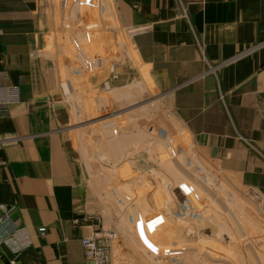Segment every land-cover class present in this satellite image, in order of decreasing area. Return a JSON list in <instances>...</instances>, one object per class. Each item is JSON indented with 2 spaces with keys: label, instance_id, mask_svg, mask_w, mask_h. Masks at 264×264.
Listing matches in <instances>:
<instances>
[{
  "label": "crops",
  "instance_id": "1",
  "mask_svg": "<svg viewBox=\"0 0 264 264\" xmlns=\"http://www.w3.org/2000/svg\"><path fill=\"white\" fill-rule=\"evenodd\" d=\"M119 1L144 77L166 92L163 104L192 153L264 198V0ZM56 6L0 0V85L20 91L0 113V206L10 210L0 235L16 226L33 239L19 255L0 244V264H86L81 239L98 217L112 242L110 264H136L138 247L119 228L118 213L107 211L69 128L87 112L85 71L59 56Z\"/></svg>",
  "mask_w": 264,
  "mask_h": 264
},
{
  "label": "rangeland",
  "instance_id": "2",
  "mask_svg": "<svg viewBox=\"0 0 264 264\" xmlns=\"http://www.w3.org/2000/svg\"><path fill=\"white\" fill-rule=\"evenodd\" d=\"M118 2L56 0L55 34L62 61L67 59L72 71L76 67L85 71V76L81 74L85 86L82 83L80 86L84 87V96L80 97L84 99L81 105L86 102L87 112L81 110L80 120L72 122L69 128L75 130L73 135L84 148L94 179L107 198H104L107 211L118 213L119 228H124L127 238L138 247L136 264H226L224 258L238 257L241 247L248 251L253 264H264V198L253 187L231 184L222 173L209 170L203 158L192 153L191 141L182 124L163 104L166 92L153 90L149 79L144 77L142 61L121 22L125 14ZM187 11L182 10L184 15ZM95 60L100 68V82L96 86L88 69L95 65ZM71 76L66 79L75 82L76 77ZM101 95L100 111L97 98ZM146 136L165 143L166 150L156 156L160 144H146L143 141ZM112 146L121 151L115 161L110 153ZM131 147L134 153L127 155ZM135 171L137 180L128 186L130 173ZM184 181L198 184V190L192 192L181 184ZM115 184L122 187L126 196H132L130 200L135 203L124 202ZM190 195L197 197L198 211ZM121 200L123 203L118 202ZM155 201H161L160 207L164 205L167 212L178 214L177 226L182 229L177 228L183 233L193 225L205 227L207 220L212 224V232L200 227L198 245L193 243L191 252L155 254L158 246H146L140 238V223L150 221L156 231L161 226L175 228L173 223L157 224ZM148 210L151 217L146 216ZM214 238L217 241H212ZM181 243L179 248L186 244Z\"/></svg>",
  "mask_w": 264,
  "mask_h": 264
},
{
  "label": "water",
  "instance_id": "3",
  "mask_svg": "<svg viewBox=\"0 0 264 264\" xmlns=\"http://www.w3.org/2000/svg\"><path fill=\"white\" fill-rule=\"evenodd\" d=\"M97 29V27L95 28ZM89 69V74L90 76L92 75V80H94L95 82V86L96 83L100 82V68H99V63L97 62V60H95V65L94 66H90L88 67ZM100 94V93H99ZM98 104L100 106V111H101V107H102V95L99 96L97 98ZM113 138V136H111V139ZM135 141V137L131 138V142L134 143ZM143 141L148 145H154V144H160L156 151H155V155H159L161 153V151H165L166 148L164 147L165 143H162L161 141L156 142L157 140L155 139H151L149 136L143 139ZM113 145V143H112ZM113 147V148H112ZM111 147V155H112V159L113 161L116 160V158L118 157V155L121 153V151H119V149L115 148L114 146ZM167 152V151H166ZM134 153V147H131L130 151L127 152V155L133 154ZM124 162V161H123ZM120 164V163H119ZM129 165V163H128ZM116 168L117 165L115 164ZM178 169H180L179 166H177ZM134 171V170H133ZM130 176L132 177L131 180L128 181V186H130V183L133 181H136L137 179V174L136 171L135 172H131ZM117 180V179H116ZM115 180V181H116ZM182 185L189 187V189L193 192L198 190V184L194 183L193 181H184L183 183H181ZM122 187L119 186L118 184H115V189L116 191L121 195L120 197L122 198V200L124 202L127 203H135V200H130L132 196L128 197L126 196L125 192L123 189H121ZM129 188V187H128ZM190 191V192H191ZM191 200H194L196 203V210L197 207H199V203H198V199L195 196H191L190 195ZM118 201L120 203H123V201ZM161 201H155L153 204V207L157 209V212L155 214L154 217H156L158 223L160 224L161 222L163 223H173L175 224V228H166V227H160L159 231H156V229L153 227V224L149 221H142L140 223V238L143 239V241L146 243V246L151 247V245L156 244L158 246V248L156 250H154L155 254L160 255V254H166L167 252H178V251H185L187 250L188 252H191L192 249L194 248V245H192L193 243L197 244V241L199 240V236H200V232L198 229L201 227L204 231H208V232H212L210 226H212V224L207 220L206 222H208L207 225H205V227L200 226H196L195 225L191 226V228L189 227V229L186 230L185 233H183L182 231H180L181 225L177 226V222L180 220L179 217L177 216L178 214L175 212H167V208L163 205L162 207H160ZM159 209V210H158ZM198 211V210H197ZM123 215L125 216L126 213L122 212ZM201 213V212H200ZM199 214L195 213V216L198 217ZM147 217H151V210L147 211ZM187 221V220H185ZM203 222V220H201ZM203 225V224H202ZM180 227V230L177 228ZM226 229V228H224ZM185 234V235H184ZM190 236H187V235ZM199 235V236H198ZM202 238V237H201ZM212 241H217L216 238L212 239ZM181 242H185L186 244H184L183 247L179 248V245H181ZM186 245V246H185ZM198 245V244H197ZM191 246V247H190ZM209 248V246H208ZM241 253L239 254L238 257H232V256H226L224 258V261L226 262V264H253L251 262V259L248 255V251L243 247L240 248ZM209 256V255H208ZM211 262V259H210ZM213 262V261H212Z\"/></svg>",
  "mask_w": 264,
  "mask_h": 264
},
{
  "label": "built area",
  "instance_id": "4",
  "mask_svg": "<svg viewBox=\"0 0 264 264\" xmlns=\"http://www.w3.org/2000/svg\"><path fill=\"white\" fill-rule=\"evenodd\" d=\"M20 91L17 86L0 85V113L7 110L10 104L18 102ZM10 210L0 206V223L8 220ZM74 223L78 226H85L86 218H76ZM102 219L91 225L92 231L81 239L86 264H110L112 259V242L110 237L105 235L102 228ZM0 244L8 248L13 254L19 255L32 247L33 239L27 228L12 227L0 235Z\"/></svg>",
  "mask_w": 264,
  "mask_h": 264
}]
</instances>
